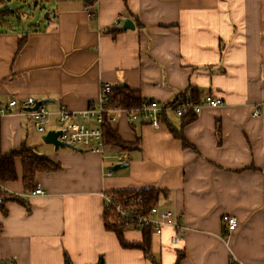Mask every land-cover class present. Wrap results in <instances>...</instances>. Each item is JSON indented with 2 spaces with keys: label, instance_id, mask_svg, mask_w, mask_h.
<instances>
[{
  "label": "crops",
  "instance_id": "crops-1",
  "mask_svg": "<svg viewBox=\"0 0 264 264\" xmlns=\"http://www.w3.org/2000/svg\"><path fill=\"white\" fill-rule=\"evenodd\" d=\"M35 4L49 8L34 29L5 22L0 11V109L11 100L46 101L48 132L60 131L61 107L85 110L105 84L160 105L193 95L222 105L182 119L168 113L157 128L111 113L129 148L106 146L102 155L54 150L27 112L0 114L2 154L24 145L58 165L35 175L33 190L43 194L4 204L0 264H264V0ZM125 19L133 29L119 31L116 20ZM119 164L126 168L110 172ZM14 168L17 178L4 189L33 192L23 190L19 159ZM141 190L159 191L155 206L185 229L173 243L172 227L158 236L145 228L148 257L121 248L103 224L101 194ZM228 215L237 220L229 233L221 224ZM142 230L122 236L140 244Z\"/></svg>",
  "mask_w": 264,
  "mask_h": 264
},
{
  "label": "built area",
  "instance_id": "built-area-1",
  "mask_svg": "<svg viewBox=\"0 0 264 264\" xmlns=\"http://www.w3.org/2000/svg\"><path fill=\"white\" fill-rule=\"evenodd\" d=\"M121 25L122 22L116 20V28H119ZM110 90L111 86L107 84L102 85L100 87V96L96 103H89L85 110L81 112H71L61 107L57 112V122L58 125H60V131H62V133L58 135L57 139L78 151L102 155L106 145L104 144L101 127L104 122L109 124L113 122L115 118L110 116V114L119 111L106 109L107 97ZM36 103L37 102L32 98H27L23 100L22 103L11 100L7 108L0 109V114L5 113V111L9 112L12 108L17 107L18 110L25 111L30 115L35 131L38 134L44 135L47 130L46 123L50 112L44 108L43 104L38 105L34 111H27V109L33 108ZM221 105V99H217L210 95L196 102L185 97L162 105L155 101L143 100L139 110L124 112L127 115L128 121L133 124L141 123L149 125L152 128H157L161 125L159 119L162 114L172 113L177 118L182 119V117L189 114L196 115L203 108L211 109ZM86 122H91L93 127H89ZM116 159L120 162L122 157L119 155ZM41 194H43L41 189H35L30 194L24 195V197L26 198V196L28 197L29 195L38 196ZM101 195L104 207L103 210L112 215V218L108 222L110 226L113 225V222H116V224H119V226L124 227L126 230L129 228L140 231L143 228H147L154 236L160 235L165 227H172V242L175 243L182 238L181 235L184 233L185 229L177 220L170 222V212L160 211L157 206L149 208L144 206L142 197L132 196L119 199L115 195H109L108 193ZM221 224L225 231L229 233L234 231L237 227V220H235L233 216L228 215L221 218ZM14 263L13 259L7 262V264Z\"/></svg>",
  "mask_w": 264,
  "mask_h": 264
},
{
  "label": "trees",
  "instance_id": "trees-1",
  "mask_svg": "<svg viewBox=\"0 0 264 264\" xmlns=\"http://www.w3.org/2000/svg\"><path fill=\"white\" fill-rule=\"evenodd\" d=\"M35 7L36 4L34 5V9ZM7 14H9L7 10H2V15L6 16ZM20 45H22V42ZM107 98L108 101L106 104V109L119 110L121 112L124 111L130 112V111L139 110V107L143 102L140 93L129 88L126 85H124L123 87L111 88ZM190 99L195 102L199 101L196 95L190 96ZM189 115L182 118L194 116L193 114H189ZM159 122L161 124L167 123L166 114H162V116L159 119ZM101 129L103 132L104 144L106 146L118 147L121 150H126L129 148L128 144L123 143L120 140V138L117 137V135L112 129L111 123L109 124L107 122H104ZM170 131L174 135L173 130L170 129ZM182 142L185 145L184 139L182 140ZM135 143H137V141ZM16 159L20 160V166L22 170L21 183L23 186V190L26 192L34 189L35 187L34 177L36 174L40 172H54V170L58 169V165L56 163H53L50 159H48L44 155L41 154L38 155L34 153L31 149H29L27 146L24 145H22L18 149H12L10 150V152L5 154H2L0 152V211L4 214H5L4 204L6 202L12 200L24 202L21 199L26 200L24 195L23 197H18L15 194L8 193L4 189L6 183L11 182L17 178L16 169L14 168ZM108 194L115 195L119 199L132 197V196H138L140 198L142 197L144 206L149 208L156 205L159 191L157 190L156 191L141 190V191H127V192L116 191ZM111 218L112 215H110V213H108L107 211H104L103 224L105 225L106 230L112 232L115 235L121 248L128 250L137 249L142 253H144L146 257H148L150 251L148 247V241H147L148 237H147L146 229L143 228L142 230V237H143L142 243L139 244V243L126 242L122 236V232L126 229H124V227L122 226H119V224H116V222H113V225L110 226L108 222L110 221ZM1 231H2V227L0 225V232ZM65 264H68L67 258L65 259Z\"/></svg>",
  "mask_w": 264,
  "mask_h": 264
},
{
  "label": "rangeland",
  "instance_id": "rangeland-1",
  "mask_svg": "<svg viewBox=\"0 0 264 264\" xmlns=\"http://www.w3.org/2000/svg\"><path fill=\"white\" fill-rule=\"evenodd\" d=\"M0 11L7 10L9 14L3 16V20L9 24L25 25L26 27H38V23H44L45 15L49 7L44 5V9L36 7L34 3L36 0H3ZM47 132V130H46ZM43 135H40V137ZM44 147L50 148L43 144Z\"/></svg>",
  "mask_w": 264,
  "mask_h": 264
},
{
  "label": "water",
  "instance_id": "water-1",
  "mask_svg": "<svg viewBox=\"0 0 264 264\" xmlns=\"http://www.w3.org/2000/svg\"><path fill=\"white\" fill-rule=\"evenodd\" d=\"M45 18H47V15H45ZM132 29H133L132 22H130L127 19L123 20V24H122V27L120 30L125 31V30H132ZM45 102L46 101H38V103H36V105L33 108H29V109H27V111H34V110H36L38 105L45 104ZM61 133H62L61 131H54V130L48 131L41 137V140H43V142L45 144L53 146L54 150H56L57 148H68V147L72 148L70 145L62 143L57 139L58 135H60ZM124 168H126V165L119 164V165L113 166L109 170H110V172H112V171H116V170H120V169H124Z\"/></svg>",
  "mask_w": 264,
  "mask_h": 264
}]
</instances>
